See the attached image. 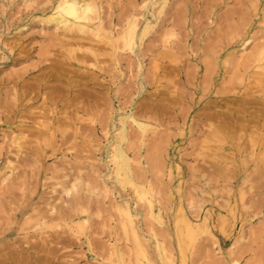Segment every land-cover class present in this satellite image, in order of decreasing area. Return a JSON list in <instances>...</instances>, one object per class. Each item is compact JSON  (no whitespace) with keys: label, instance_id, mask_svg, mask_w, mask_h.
Listing matches in <instances>:
<instances>
[{"label":"rangeland","instance_id":"rangeland-1","mask_svg":"<svg viewBox=\"0 0 264 264\" xmlns=\"http://www.w3.org/2000/svg\"><path fill=\"white\" fill-rule=\"evenodd\" d=\"M62 1L0 0V262L264 264V0Z\"/></svg>","mask_w":264,"mask_h":264},{"label":"bare ground","instance_id":"bare-ground-1","mask_svg":"<svg viewBox=\"0 0 264 264\" xmlns=\"http://www.w3.org/2000/svg\"><path fill=\"white\" fill-rule=\"evenodd\" d=\"M167 1L168 0H161V5L162 6H164L166 3H167ZM84 3V2H83ZM85 5L84 6H82V5H79L78 4V1L76 2V0H63L62 2H61V4L58 6V9L61 11V13L57 16V17H54L53 19H54V21H57V23L58 24H61V23H66L67 21H68V19L69 18H71V19H74L75 21H80V20H92V17H90V15L92 16V14L93 13H95V10H94V7H93V5L91 4V3H88V4H86V2L84 3ZM160 5V6H161ZM163 8V7H162ZM150 9V8H149ZM181 10H183V9H181ZM178 11V13H179V10H177ZM159 12V11H158ZM157 12V13H158ZM147 14V13H146ZM160 15H161V12L158 14V18L160 17ZM179 15V14H178ZM177 15V16H178ZM128 16V15H127ZM176 15H175V18L177 17ZM180 16V15H179ZM156 17H157V15H156ZM172 19V18H171ZM173 19H174V17H173ZM129 20H131V21H129V25H128V28H126L127 30H126V33H125V36L126 37H128L127 38V40H126V42H130L128 45L129 46H131V44H132V42L134 41V39H135V35L136 34H138V32H137V29H136V25H135V23H134V21L132 20V19H129ZM158 20H161L160 22H161V24L163 25V26H165L166 24H167V21L168 20H162V19H158ZM120 21V20H119ZM123 21V20H122ZM175 23V22H174ZM138 24V23H137ZM160 24V25H161ZM165 24V25H164ZM71 25V24H70ZM111 26V25H110ZM139 26V25H138ZM179 26V25H178ZM167 27V26H166ZM180 27V26H179ZM176 28H177V26H176ZM121 29V28H120ZM150 29H151V23L150 22H148L147 23V26L144 28V30H143V32H142V34H140V37L142 36V38H144L145 37V35L150 31ZM121 33H123V32H121ZM170 33H173L172 31H170V32H168L167 33V35L168 34H170ZM124 36V37H125ZM166 40V39H165ZM163 41V40H162ZM128 46V47H129ZM168 46V45H167ZM167 46L166 47H164V45H163V48H167ZM148 47V46H147ZM131 48V47H130ZM169 48H170V46H169ZM132 49V48H131ZM130 49V50H131ZM128 50V49H127ZM146 51H147V48H146ZM178 51H179V49H178ZM152 52V51H151ZM179 54V53H178ZM264 54V53H263ZM259 56V55H258ZM257 56V57H258ZM261 57V56H260ZM263 58V57H262ZM258 59V58H257ZM262 60H264V59H262ZM259 61H261V60H259ZM259 63V62H258ZM257 63V64H258ZM251 66V65H250ZM260 68V67H259ZM209 76V75H208ZM133 77V76H132ZM135 78V77H134ZM141 78V77H140ZM93 80L92 79H89V82H87V83H90L91 84V82H92ZM91 85H94V87H90L93 91H98L97 90V88H96V86L98 85L97 83L96 84H91ZM68 86V85H67ZM69 86H70V84H69ZM86 86H88V85H86ZM47 87V86H46ZM65 87V86H64ZM18 88V87H17ZM70 88L72 89V86H70ZM56 89V88H55ZM64 89H69V87H65ZM21 90V89H20ZM54 91V90H53ZM68 92V94H71L72 92L70 91V90H68L67 91ZM89 92V91H88ZM87 91H85V92H80V94H79V96L81 97V98H89L90 97V94L88 93ZM99 94V93H98ZM60 96V95H59ZM89 99H91V98H89ZM73 100V99H72ZM250 101L252 100V99H249ZM234 101V100H233ZM236 101V100H235ZM52 102V101H51ZM244 102H246V101H243V103ZM248 103H250V102H248ZM252 103V102H251ZM254 103V102H253ZM252 103V104H253ZM246 104H247V102H246ZM246 113V112H245ZM244 113V114H245ZM231 125V124H230ZM246 126H241V128L243 129V128H245ZM74 187L76 188V186L75 185H73L72 186V188L74 189ZM69 191V190H68ZM88 192V191H87ZM67 193H69V192H67ZM86 193V192H85ZM85 193H84V195H85ZM108 195V194H107ZM101 208V207H100ZM152 209V208H151ZM153 210V209H152ZM127 211V210H126ZM127 213H128V211H127ZM128 217H129V215H128ZM129 220H131V218H129ZM130 225H131V223H130ZM132 225H133V223H132ZM132 230V229H131ZM135 238H136V236H135ZM46 241V240H45ZM66 241V240H65ZM64 241V242H65ZM49 255H51V254H49ZM48 255V256H49ZM14 257V256H13ZM13 257H11V258H13ZM16 257V256H15ZM6 258H7V255H6ZM9 258V257H8ZM24 258V257H23ZM15 259V258H14ZM7 260V259H6ZM17 260V259H16ZM36 260H41V258L40 257H38V258H36ZM2 261V260H1ZM8 261V260H7ZM18 261V260H17ZM0 264H4V262L2 263V262H0ZM6 264V263H5Z\"/></svg>","mask_w":264,"mask_h":264}]
</instances>
